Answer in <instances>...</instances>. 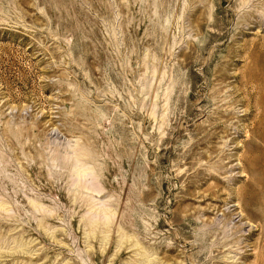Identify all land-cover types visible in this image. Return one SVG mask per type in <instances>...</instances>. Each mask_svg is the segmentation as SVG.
Here are the masks:
<instances>
[{
  "label": "rangeland",
  "instance_id": "rangeland-1",
  "mask_svg": "<svg viewBox=\"0 0 264 264\" xmlns=\"http://www.w3.org/2000/svg\"><path fill=\"white\" fill-rule=\"evenodd\" d=\"M0 264H264V0H0Z\"/></svg>",
  "mask_w": 264,
  "mask_h": 264
}]
</instances>
